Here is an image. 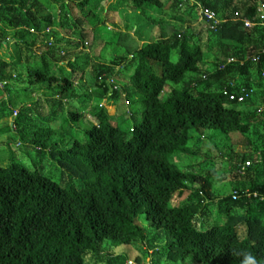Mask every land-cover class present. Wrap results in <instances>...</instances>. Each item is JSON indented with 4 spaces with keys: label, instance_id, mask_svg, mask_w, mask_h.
Returning <instances> with one entry per match:
<instances>
[{
    "label": "trees",
    "instance_id": "16d2710c",
    "mask_svg": "<svg viewBox=\"0 0 264 264\" xmlns=\"http://www.w3.org/2000/svg\"><path fill=\"white\" fill-rule=\"evenodd\" d=\"M58 1L0 0V48L11 36L14 50L9 61L0 59V116L17 109L0 133L22 144L25 155L47 154L61 169L55 181L34 158L26 157L29 167L0 165V264H129V249L139 253L137 263L244 264L251 254L264 264V159L255 162L264 157V28L241 21L258 22L264 0H109L157 31L142 41L143 25L135 37L120 30L113 50L121 53L100 61L89 51L104 23L93 10L101 0L63 2L79 14L69 26L57 24L76 36L61 45L51 34L41 40L44 49L36 46L46 37L40 23L53 24L44 9ZM194 9L203 24L192 32ZM77 48L89 51L69 57ZM207 53L210 71L201 65ZM242 89L247 95L238 100ZM86 97L123 107L132 123L122 129L120 111L111 115L99 105L90 112L94 124L81 127ZM72 128L83 138L70 137ZM232 136L253 151L233 163L229 194L213 190V170L178 167L205 137L230 149ZM119 245L127 250L115 252Z\"/></svg>",
    "mask_w": 264,
    "mask_h": 264
},
{
    "label": "rangeland",
    "instance_id": "374dc122",
    "mask_svg": "<svg viewBox=\"0 0 264 264\" xmlns=\"http://www.w3.org/2000/svg\"><path fill=\"white\" fill-rule=\"evenodd\" d=\"M63 2H69V0H59L58 3L52 4L44 9L43 14H50L53 24H47L45 25L44 23H40L42 26V32L46 35L44 38H37L39 45H36L40 47V49H44L42 47L45 39L51 34L60 40V44L63 45L68 38H74L76 36L75 32L73 31H67L66 28L59 26L57 23L62 22L63 24L67 23L69 26L71 24V18L74 17L73 15L76 16V13L79 14L78 8L76 6H66ZM107 2H110L109 0H101L100 3L93 9L94 13L98 17H104V23H99L95 27V46L93 48V51L88 48H83L79 50L78 52H69V57L70 56H83L84 54L90 52V55H98V61L100 60H106L109 59L111 56V53H117L120 54V51H115L118 50V48L114 47V42L117 38V34L120 30L127 29L129 30V33L131 34L132 37L134 36V29L138 25H143V23H146L145 18H142V16L138 15L137 13H130L129 11H126L125 9L121 8L120 3H118V6L112 5L110 6ZM113 3V2H112ZM107 4V6H106ZM111 4V2H110ZM115 6V7H114ZM107 7V8H106ZM114 7V8H113ZM113 8V9H112ZM148 8L152 9L151 6L148 4ZM196 10H192L191 14L189 16L191 18V30L192 32L194 30H199L200 26H202V20L200 19L199 15L195 12ZM44 22V21H43ZM176 26V25H175ZM50 27L51 29L49 32L44 31L45 28ZM83 27L87 29H91V26L87 23H83ZM177 27V26H176ZM44 28V29H43ZM139 30L142 32H145L142 36V39L147 40L148 37L151 36L157 31L156 28H153L152 30L149 31V27H145V25L142 26V28L139 27ZM147 30V31H146ZM17 34H20L21 31L16 32ZM42 33V35H43ZM64 37V38H63ZM9 41L6 44H3V46L0 48V59L9 61L10 60V55L13 54V46H12V40L11 36L8 38ZM57 39V40H58ZM41 40L43 43H41ZM46 41V40H45ZM117 47V46H116ZM113 48L115 50H113ZM205 49V48H204ZM206 51V49H205ZM60 55V54H58ZM57 56V55H56ZM206 60L201 64L204 69L207 70H212L213 66L211 64V60L213 59V54L207 53L206 54ZM23 54H22V59L23 60ZM55 57V55H54ZM56 58V57H55ZM62 60V58L60 59ZM65 61V59H64ZM35 60H32L30 62L31 64H34ZM17 70H20L21 72L24 71L25 65L20 62L17 66ZM18 71H15V73ZM131 73V71H129ZM13 91V90H12ZM11 91V92H12ZM43 89L39 91L36 95V100L40 99L41 94H43ZM165 92V91H164ZM163 92V93H164ZM264 92V90H263ZM47 94V93H46ZM165 95V94H164ZM91 98V97H90ZM86 97V105L87 109L85 111V116L84 120H81L79 124H81V127H87L90 126L91 124H94V118L91 115V110L97 108L99 105H105L107 110L111 115H115V113H118L119 111V117H118V124L122 129H127L128 126H130V123H132V119L128 117L124 113V108L123 107H116L112 103V101H106V100H95V99H90ZM135 96L132 95L133 102L130 106L131 110L134 112L133 119L138 122L140 120V110L138 108V99H134ZM24 101V99H21ZM72 103L75 105L77 110H81L83 106H80L75 100L72 101ZM95 106V107H92ZM3 114L7 116H0V126L4 124H11L12 120L17 112V109L13 110V115L11 117L8 116L9 114V109L3 110ZM32 115V114H31ZM33 118H35L34 115H32ZM33 120V119H32ZM53 122L54 126H57L59 123L58 119L54 120ZM67 132H69L70 137H75L77 139L83 138L82 132L79 131V129L72 128ZM206 138V137H205ZM202 141L201 145L199 147H192L191 148V154L188 157H184L181 161H178V167L180 169H183L184 166L186 165H191V166H199L200 168L203 169H209L213 170L215 172L214 176L210 177V180L212 181V187L215 192H217L220 195H226L231 192V187L234 185V181L232 179V172L235 169L234 164L239 162V156L241 154H248L249 152L253 151L252 145L249 146L247 145L244 140L239 137V136H232L231 137V143H230V149L227 147H221V144L218 143V139H205ZM9 138L7 137V134L4 132L0 133V165L2 166H8L11 161L16 162V163H24L22 161H25L24 163L27 167H29V162L34 158L36 161V165L40 166L41 165V172L42 174L50 177L51 179L55 181H60V175H61V169L57 166L55 162H53L48 155L46 154L45 158L42 160L38 159V156H34L36 153L35 151H32L30 155H25L23 150H22V144L20 145L19 142H10L8 140ZM252 142H254V138L251 137ZM10 142V143H9ZM32 156V157H30ZM229 156H232V165L229 162ZM27 157V159H26ZM258 159V155H256V160ZM234 163V164H233ZM107 249V246H104ZM129 249V248H128ZM112 250V249H111ZM127 248L124 249L122 245H119L118 247L114 248V251L119 253V252H125ZM129 259L132 260V262L135 260L133 259L135 256H139V253L134 250V249H129ZM140 259H142L140 257ZM148 258L144 259V262H147ZM163 264V263H161Z\"/></svg>",
    "mask_w": 264,
    "mask_h": 264
},
{
    "label": "built area",
    "instance_id": "2783aa9c",
    "mask_svg": "<svg viewBox=\"0 0 264 264\" xmlns=\"http://www.w3.org/2000/svg\"><path fill=\"white\" fill-rule=\"evenodd\" d=\"M199 8H200L199 9V13L204 18H206V20H213L215 22V14H214L213 11L207 10V9L201 7V6ZM257 18H258V22H253V21L249 20L248 18H243V19H241V21L243 22V25L245 27H247V28L252 27L254 25H259V26H261V27L264 28V3H260V6L258 8ZM49 30H50V27H47V28L44 29V31H46V32H49ZM263 51H264V48H263ZM233 61H234V59L232 57H228L227 60H226L227 63L233 62ZM249 91L251 92L252 90L250 89ZM240 93L242 95L240 94L237 97V99L238 100H243V98L247 95V93H245L244 89H242ZM229 98L230 99H233L234 98V95L233 94H230L229 95ZM260 109H264V107L263 108H260ZM262 159H264V157L258 155V159L255 160V162H261ZM250 163H251L250 160H246L244 164L240 165V171H243L244 168H245V166L249 165ZM237 196L238 195L235 192L232 193V198H236ZM247 196H249V194H247ZM130 263H132V262H130ZM133 264H138V263H133ZM146 264H149V263H146Z\"/></svg>",
    "mask_w": 264,
    "mask_h": 264
},
{
    "label": "clouds",
    "instance_id": "9594fccd",
    "mask_svg": "<svg viewBox=\"0 0 264 264\" xmlns=\"http://www.w3.org/2000/svg\"><path fill=\"white\" fill-rule=\"evenodd\" d=\"M50 29H51V28H50ZM42 33H43V32H42ZM92 99H93V98H92ZM92 99H91V100H92ZM130 262H132V260H128V263H129V264L137 263V262H134V261H133L132 263H130ZM146 263H149V264H150L149 259H148L147 262L138 263V264H146ZM244 264H258V262H257L256 258H255L253 255H251V254H247V255L245 256Z\"/></svg>",
    "mask_w": 264,
    "mask_h": 264
},
{
    "label": "crops",
    "instance_id": "0c3cea01",
    "mask_svg": "<svg viewBox=\"0 0 264 264\" xmlns=\"http://www.w3.org/2000/svg\"><path fill=\"white\" fill-rule=\"evenodd\" d=\"M142 41H146V40H145V39H142ZM142 41H141V42H142Z\"/></svg>",
    "mask_w": 264,
    "mask_h": 264
}]
</instances>
